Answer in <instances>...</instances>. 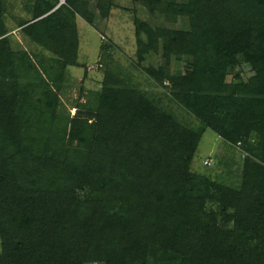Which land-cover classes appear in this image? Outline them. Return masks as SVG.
Returning a JSON list of instances; mask_svg holds the SVG:
<instances>
[{
  "label": "trees",
  "instance_id": "16d2710c",
  "mask_svg": "<svg viewBox=\"0 0 264 264\" xmlns=\"http://www.w3.org/2000/svg\"><path fill=\"white\" fill-rule=\"evenodd\" d=\"M60 1L32 0L18 22L29 53L0 0V264H264V0H137L186 19H133L135 63L159 53L146 73L169 93L133 84L103 43L101 87L72 117L61 95L82 67L76 18L95 27L111 2ZM244 64L251 75L227 82ZM206 130L241 152L237 180L191 169Z\"/></svg>",
  "mask_w": 264,
  "mask_h": 264
},
{
  "label": "rangeland",
  "instance_id": "374dc122",
  "mask_svg": "<svg viewBox=\"0 0 264 264\" xmlns=\"http://www.w3.org/2000/svg\"><path fill=\"white\" fill-rule=\"evenodd\" d=\"M31 1L32 0H4V23L9 34H11L12 45L16 50L25 49L29 53L34 46L29 44L27 39L19 33L18 22L30 18L27 12ZM89 1L95 6L96 13H99L101 10L104 11L103 6L107 5L108 1L111 2V8L108 12L104 11L103 16L97 19L95 27L89 26L80 17L76 18L80 43L78 62L82 67L68 68L64 94L61 95V99L64 103V107H61V112L69 113L70 117H72L75 113V109L71 106L78 101L80 103H85L89 99L90 92L100 89L103 79V70L105 69V66L102 65L98 70V63L101 57L100 47L103 43H110L112 45L110 55L112 56L113 62L111 63H113L123 76L129 77L133 84L143 90L149 91L154 97H159L163 92L169 93L165 89L153 84L146 73L148 67L157 69L164 66V60L159 53H150L141 66H137L135 63L136 37L133 19L136 17L139 20L147 22L152 27H167L170 29H182L187 27L186 19L179 17L176 23L168 22L159 13L150 15L137 0ZM184 63V59L180 62L175 60L171 61V71L181 70ZM85 68L87 70L86 77H84ZM238 72L243 80H246L251 75L249 66L244 64L237 67L227 77V82L233 81L235 74ZM170 107L182 121L192 126L197 125L196 122L193 123L191 118L186 116V114L181 112L178 108L173 105H170ZM240 154L241 152L237 149L231 150L229 147H225L222 140L217 138L212 131L206 130L199 143L191 169L193 172L199 174H210L211 172H220L228 169L232 181H234L239 177L242 164ZM206 157H212L216 165L215 169L214 166L211 169H207L203 165V159ZM221 164L226 165L221 167Z\"/></svg>",
  "mask_w": 264,
  "mask_h": 264
},
{
  "label": "water",
  "instance_id": "95a60500",
  "mask_svg": "<svg viewBox=\"0 0 264 264\" xmlns=\"http://www.w3.org/2000/svg\"><path fill=\"white\" fill-rule=\"evenodd\" d=\"M62 3H64V0H61L60 3H59V5L62 4ZM59 5H58V6H59Z\"/></svg>",
  "mask_w": 264,
  "mask_h": 264
},
{
  "label": "built area",
  "instance_id": "2783aa9c",
  "mask_svg": "<svg viewBox=\"0 0 264 264\" xmlns=\"http://www.w3.org/2000/svg\"><path fill=\"white\" fill-rule=\"evenodd\" d=\"M99 67H100V65H99Z\"/></svg>",
  "mask_w": 264,
  "mask_h": 264
}]
</instances>
